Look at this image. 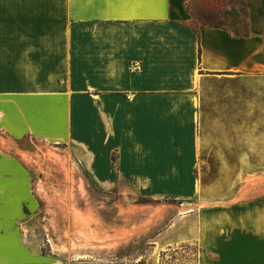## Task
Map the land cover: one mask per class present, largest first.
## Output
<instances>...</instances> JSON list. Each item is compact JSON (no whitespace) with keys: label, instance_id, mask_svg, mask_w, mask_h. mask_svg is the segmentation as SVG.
Wrapping results in <instances>:
<instances>
[{"label":"crops","instance_id":"crops-1","mask_svg":"<svg viewBox=\"0 0 264 264\" xmlns=\"http://www.w3.org/2000/svg\"><path fill=\"white\" fill-rule=\"evenodd\" d=\"M190 1L0 0L17 9L0 42V264L30 261L25 138L70 146L104 189L193 205L159 247L264 264V0H244L237 33Z\"/></svg>","mask_w":264,"mask_h":264},{"label":"rangeland","instance_id":"rangeland-1","mask_svg":"<svg viewBox=\"0 0 264 264\" xmlns=\"http://www.w3.org/2000/svg\"><path fill=\"white\" fill-rule=\"evenodd\" d=\"M8 10L17 9L0 6V42L8 35ZM235 16L240 17L228 15ZM20 143L36 152H18L31 169L32 199L19 223L30 260L24 264L195 263V242L170 247L155 243L156 234L193 205L182 206L169 196L123 193L127 188L104 189L88 177L70 146L54 144L44 150L26 138Z\"/></svg>","mask_w":264,"mask_h":264},{"label":"trees","instance_id":"trees-1","mask_svg":"<svg viewBox=\"0 0 264 264\" xmlns=\"http://www.w3.org/2000/svg\"><path fill=\"white\" fill-rule=\"evenodd\" d=\"M211 1L191 0L186 9L191 13L195 21L202 24L233 29L235 33L245 28L247 11L244 0H227L224 4H221L222 0ZM226 7H229L230 11ZM233 13L238 14L240 17H228V15Z\"/></svg>","mask_w":264,"mask_h":264}]
</instances>
